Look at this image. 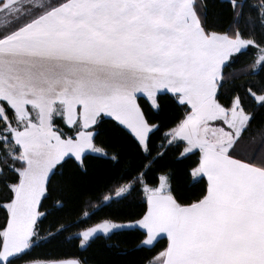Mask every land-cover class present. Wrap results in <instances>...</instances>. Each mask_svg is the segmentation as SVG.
<instances>
[{"label":"snow or ice","instance_id":"6c2138e0","mask_svg":"<svg viewBox=\"0 0 264 264\" xmlns=\"http://www.w3.org/2000/svg\"><path fill=\"white\" fill-rule=\"evenodd\" d=\"M0 264H264V0H0Z\"/></svg>","mask_w":264,"mask_h":264},{"label":"trees","instance_id":"16d2710c","mask_svg":"<svg viewBox=\"0 0 264 264\" xmlns=\"http://www.w3.org/2000/svg\"><path fill=\"white\" fill-rule=\"evenodd\" d=\"M144 255V253H138L137 254V258H139L140 256Z\"/></svg>","mask_w":264,"mask_h":264}]
</instances>
